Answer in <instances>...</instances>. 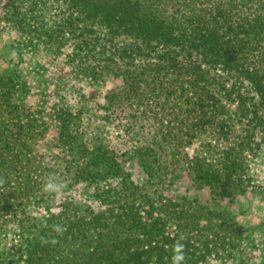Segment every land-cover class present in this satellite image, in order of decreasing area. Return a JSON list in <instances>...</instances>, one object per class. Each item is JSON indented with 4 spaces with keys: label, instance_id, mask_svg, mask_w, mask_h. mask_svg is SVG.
Segmentation results:
<instances>
[{
    "label": "trees",
    "instance_id": "obj_1",
    "mask_svg": "<svg viewBox=\"0 0 264 264\" xmlns=\"http://www.w3.org/2000/svg\"><path fill=\"white\" fill-rule=\"evenodd\" d=\"M66 2L64 27L78 33L76 55L84 49L115 71L117 61L142 60L124 76L126 88L153 87L162 68L175 69L192 112L181 125L200 145L192 154L177 145L166 164V149L135 146L121 158L100 144L77 163L85 146L58 114L61 146L75 158L66 162L72 182L83 183L93 199L68 197L59 211L20 219L15 251L0 264H172L178 241L184 264H264V241L256 242L258 233L264 240V221L245 225L232 208L248 190L253 136L264 138V0ZM42 4L32 0L28 12ZM184 158L191 187L208 188L209 198L167 194L169 166ZM56 225L66 231L57 234ZM52 239L58 243H45Z\"/></svg>",
    "mask_w": 264,
    "mask_h": 264
},
{
    "label": "rangeland",
    "instance_id": "obj_2",
    "mask_svg": "<svg viewBox=\"0 0 264 264\" xmlns=\"http://www.w3.org/2000/svg\"><path fill=\"white\" fill-rule=\"evenodd\" d=\"M37 1L43 7L33 14L28 12L32 0H0V261L15 251L23 217L59 211L68 197L93 199L83 183L72 182L73 170L66 162L75 158L61 146L58 114L85 146L87 155L77 163L87 161L100 144L121 158L135 146L166 149V164L172 163L177 145H186L190 154L200 145L181 125L184 119L192 121V112L175 69L162 68L153 87L144 83L139 89L126 88L124 76L142 64L140 58L117 61L115 71L84 49L76 55L81 50L76 48L78 33L64 27L66 0ZM253 139L256 149L248 154L245 176L248 190L232 208L241 222L257 228L264 221V138L257 132ZM186 159L169 166L173 174L167 171V194L209 198L208 188L191 187ZM48 179L65 185L59 195L43 191ZM256 237L261 245L262 235ZM204 264L236 263L213 259Z\"/></svg>",
    "mask_w": 264,
    "mask_h": 264
},
{
    "label": "clouds",
    "instance_id": "obj_3",
    "mask_svg": "<svg viewBox=\"0 0 264 264\" xmlns=\"http://www.w3.org/2000/svg\"><path fill=\"white\" fill-rule=\"evenodd\" d=\"M3 181L0 180V183ZM65 185L63 183H57L53 181L52 179H48L43 184V191L46 193H54L59 195ZM57 234L62 235L64 231H66V228H63L59 225L54 226L53 229ZM183 239V238H181ZM45 243H51L55 245L58 243V240L52 239L50 241H45ZM174 247V255L172 257V264H184L185 262V255H184V245L181 244L179 241L173 246Z\"/></svg>",
    "mask_w": 264,
    "mask_h": 264
}]
</instances>
